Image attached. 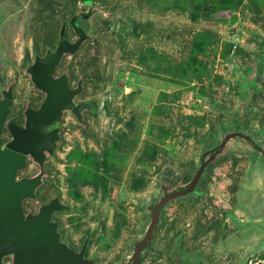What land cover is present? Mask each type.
Wrapping results in <instances>:
<instances>
[{
	"label": "rangeland",
	"instance_id": "rangeland-1",
	"mask_svg": "<svg viewBox=\"0 0 264 264\" xmlns=\"http://www.w3.org/2000/svg\"><path fill=\"white\" fill-rule=\"evenodd\" d=\"M103 1L129 25L122 35L107 25L92 31L100 44L92 45L98 50L93 64L98 84L88 94L111 115L102 111L86 138L70 126L56 179L42 196L60 193L74 207L59 215L70 241L80 245L89 238L88 254L110 263L125 255L137 235L141 206L158 190L161 172L171 179L188 171L201 153L203 140L197 138L218 126L222 106L235 103L232 90L243 86L248 58L264 49V0ZM32 17L28 9L12 8L0 16L5 78L31 55V38L38 32ZM260 80L264 86V64ZM26 86L32 92L22 79L18 102ZM255 106L247 124L259 129L264 93ZM217 135L219 140L222 132ZM215 166L213 176L219 177L207 184L212 199L236 205L242 198L241 216L263 219L264 175L246 179L248 163L242 159ZM210 208L203 201L169 203L168 224L159 229L156 254L145 264H264V231L244 233L236 224L238 236L220 239Z\"/></svg>",
	"mask_w": 264,
	"mask_h": 264
},
{
	"label": "water",
	"instance_id": "water-1",
	"mask_svg": "<svg viewBox=\"0 0 264 264\" xmlns=\"http://www.w3.org/2000/svg\"><path fill=\"white\" fill-rule=\"evenodd\" d=\"M97 16L116 24L115 12L101 3L94 6V0H64L47 18L55 38L36 46L9 77L0 75V264H145L148 256L156 254L159 229L168 224L165 212L174 201H203L215 217L224 214V221L232 219L244 227V233L264 231V218L245 220L241 216L242 198L233 209L223 210L207 190L214 166L221 160H245L246 179L264 175V130L247 124L257 111L254 92L249 89L239 97L235 115L224 123L221 138L206 137L198 161L178 177L162 180L141 206L137 235L128 242L121 259L100 263L88 254L89 238L73 246L59 215L74 207L60 193L44 199L42 191L56 179L55 164L66 145L67 119L74 117L88 136L87 117L103 111L102 106L80 100L90 82L87 70L95 53L92 29ZM22 79L40 95L38 102L32 98L18 102Z\"/></svg>",
	"mask_w": 264,
	"mask_h": 264
},
{
	"label": "flooded vegetation",
	"instance_id": "flooded-vegetation-1",
	"mask_svg": "<svg viewBox=\"0 0 264 264\" xmlns=\"http://www.w3.org/2000/svg\"><path fill=\"white\" fill-rule=\"evenodd\" d=\"M98 3H101V5L110 12H115V16L114 19L116 21V24H114V20L110 19V18H105L102 16H97L94 20H93V29L92 31H97V32H101V30L103 29V27L105 25L110 26L111 28H113V30L115 32H117L118 34L122 35L125 31H127L129 25L125 24L122 19L119 17V15L117 14V12L115 11V8L113 6H111L110 4H107L105 1L103 0H94V6L97 5ZM64 4V0H0V16L2 14L5 15V11L9 10V9H15V10H25L28 9L32 12V21L34 22V25L37 29V33L31 38V53L33 51V49L36 46H39L42 44V42L47 41V40H51L54 39L56 34L53 32V24L51 21H49L47 18L50 14L54 13L57 11V9ZM99 37L95 36V41L92 44L94 47H99ZM98 55V50L96 49V52L93 54L92 56V69H91V64L89 69L87 70L89 73V78H90V82L87 84V89L85 91V93L82 95L81 97V101L85 102V101H91L93 104L98 105V106H102L103 107V112L102 114H105L106 112H108V108L107 106H105L103 104V102H98L95 98H93L91 95H89V90L91 89V87H95L98 84L97 78L98 76L96 75V69L95 66L93 64H95V59L97 58ZM30 56V53H28L27 55H25L23 57V59H26L27 57ZM84 59L83 57H80L78 60V63H81ZM12 67V66H11ZM96 75V77H95ZM28 86V85H27ZM26 86V88L24 89V94L21 98V100H19L20 102L27 99V98H32L34 99L36 102L39 101L40 95L38 93H33L30 92L28 90V87ZM109 115H111L110 112H108ZM99 115H101V113L99 114H95V115H90L87 117V123H88V131L91 132V122L97 118ZM251 119V118H250ZM72 125L73 130H77V132L85 137L86 135L81 131V129L76 127V120L74 117L70 116L67 119V123H66V127L68 129L67 133L70 130V126ZM249 125V123H248ZM251 127V126H249ZM258 128H262L264 129V124L259 125ZM92 135V132H91ZM86 138V137H85ZM64 148V147H63ZM220 207L223 210H230L235 206V202L233 204H221L219 203ZM210 210L212 211V217L210 218L211 221V225L212 228L213 227H217L218 229V235L219 238H225L228 236H231L232 234H235L238 236V233L240 232L239 227L233 223L232 219H227L224 221L223 219V215H220L218 217H215V213L213 212V210L210 208ZM214 216V217H213ZM73 246H79L78 244L72 242Z\"/></svg>",
	"mask_w": 264,
	"mask_h": 264
},
{
	"label": "trees",
	"instance_id": "trees-1",
	"mask_svg": "<svg viewBox=\"0 0 264 264\" xmlns=\"http://www.w3.org/2000/svg\"><path fill=\"white\" fill-rule=\"evenodd\" d=\"M263 64H264V49L263 51L256 54L255 56H251L248 58L247 65L242 70V77L244 80V84L241 88H235L234 90H232L233 93H235V103L231 107L222 106L221 108L222 114H221V117L218 118V126H215V128L211 132H209L206 136L197 138L199 141L204 140L206 137L211 136V135L218 136L217 134H220L222 132L224 123L229 121L235 115L237 101L239 97H241L244 90H249V89L253 90L254 92L253 99H254V104H255L256 96L258 94L264 93V86L260 80L262 71H263ZM247 122H249V119ZM215 167L213 170H215ZM218 177H219V174H217V172H214V176L210 179V182L216 181ZM167 178H170L168 172L167 171L161 172V175L156 182V188H158L162 180L167 179ZM213 200L218 202L215 198ZM143 203H144V200L139 201L138 207L140 208L141 204Z\"/></svg>",
	"mask_w": 264,
	"mask_h": 264
}]
</instances>
